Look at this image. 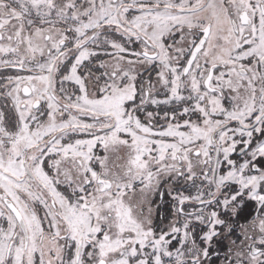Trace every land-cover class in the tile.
Returning a JSON list of instances; mask_svg holds the SVG:
<instances>
[{
    "label": "snow or ice",
    "instance_id": "obj_1",
    "mask_svg": "<svg viewBox=\"0 0 264 264\" xmlns=\"http://www.w3.org/2000/svg\"><path fill=\"white\" fill-rule=\"evenodd\" d=\"M0 264H264V0H0Z\"/></svg>",
    "mask_w": 264,
    "mask_h": 264
}]
</instances>
